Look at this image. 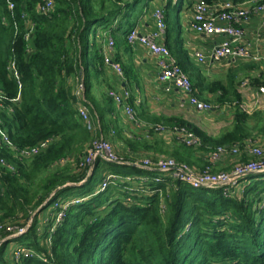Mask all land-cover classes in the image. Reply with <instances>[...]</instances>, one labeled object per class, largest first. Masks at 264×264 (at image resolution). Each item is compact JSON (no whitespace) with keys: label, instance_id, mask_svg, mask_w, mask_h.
I'll list each match as a JSON object with an SVG mask.
<instances>
[{"label":"trees","instance_id":"16d2710c","mask_svg":"<svg viewBox=\"0 0 264 264\" xmlns=\"http://www.w3.org/2000/svg\"><path fill=\"white\" fill-rule=\"evenodd\" d=\"M14 1L11 11L7 0H0V125L19 148L51 141L29 158L0 146V160L14 166L0 161V264H264V172L245 175L249 181L237 194L238 184L226 190L171 177L157 180L160 171L134 162L146 151L153 158L171 152L179 162L203 169L208 161L198 156L199 150L235 144L243 149L249 139L264 137V109L249 113L239 106L236 84L244 67L238 64L226 83L216 80L210 86L214 102H230L234 108L231 125L220 134L210 135L184 118L159 116L143 126V133L125 140V152L116 147L123 162L99 157L88 175L89 165L80 160L102 134L99 127L89 130L79 115L77 79L83 77V101L97 112L95 121L104 130L116 127L118 134L106 138L117 144L122 129L112 115L117 112L109 94L114 85L107 84L101 100L96 95L107 80L105 45L97 30L116 19L119 26L133 27L134 13L148 0H54L48 14L37 12L41 0ZM171 6L172 1L163 8L168 25ZM23 11L35 23L29 39ZM176 26L170 24L166 34L170 50L167 38ZM12 60L20 82L10 68ZM249 78L264 86L258 77ZM176 127L196 133L202 145L179 139ZM167 132L173 133V145L164 138ZM239 158L248 161L250 156L244 152ZM105 171L118 177L102 189L95 178L103 180ZM49 208L55 211L44 222L41 214ZM9 225L27 230L14 236ZM21 237L19 249L25 250L8 258L7 245Z\"/></svg>","mask_w":264,"mask_h":264},{"label":"built area","instance_id":"2783aa9c","mask_svg":"<svg viewBox=\"0 0 264 264\" xmlns=\"http://www.w3.org/2000/svg\"><path fill=\"white\" fill-rule=\"evenodd\" d=\"M7 2L9 9L13 11L16 7L15 1L7 0ZM54 6V0H41L38 2L36 10L41 14H48L54 9ZM252 13H264V0H255V3L235 0H212L211 2L196 0L193 3L192 15L189 21L190 29L198 33L220 36V39L216 42L209 54L196 51L195 55L198 60L201 62H214L226 58L251 59L257 57L252 51L251 42L245 38V25L249 22ZM153 15L157 25L154 30L143 31L138 26H133L127 32V40L133 44L140 43L151 50L157 57L158 79L162 82L171 81L177 88L188 95L190 103L197 109L206 111L223 109L225 105L219 103L213 104L212 102L199 98L194 93L193 83L189 74L180 65L165 41L167 22L163 7H157L153 11ZM22 16L27 21L29 30L26 38L29 39L35 23L30 19L26 11H23ZM114 45L115 39L111 36L108 39L107 49L112 51ZM105 60L107 63L111 62L108 52H105ZM112 64L118 74L123 76L124 71L122 66L115 62H112ZM10 68L13 71V75L20 82L21 75L15 60H12ZM80 80L77 79L75 90L79 99H81L78 104L79 115L84 120L88 129L96 132L99 126L95 121L90 107L83 101L85 99V86L83 79ZM247 84H249V79H245L243 82V85ZM259 90L264 93V86H260ZM109 94L119 106L123 107L131 120H137L136 111L130 103L131 92L127 88L123 90L112 88L109 90ZM239 106L242 110L249 113L252 111V106L245 102H240ZM157 129L166 130L163 125H158ZM175 129L188 145L199 146L202 144L201 138L193 131L178 127ZM50 141L51 139H47L34 146L19 148L12 142L5 128L0 125V146L8 145L12 147L18 152L17 154L20 158H29L37 154L43 148L47 147ZM254 141L252 139L246 141L243 149L237 144L233 146L219 145L208 152L207 160L209 162L203 169L196 168L185 162H179L175 158L168 156H159L157 158L146 156L141 161L136 160L135 162L141 167L160 171L161 175L156 177L157 180L164 179V177H171L177 180H183L194 187L222 186L228 190L231 186L239 184L240 177L250 173L264 172V149ZM89 146L86 156L80 162L82 166L89 165L88 175L91 174L96 160L99 157L108 161L123 162V158L118 156L111 141L103 135L93 139ZM244 152L250 156L248 161H239L232 171H214L215 162H219L226 156L241 157ZM0 161L3 165L7 164L11 169H14V166L8 164L4 158H1ZM111 177H118V175L113 173L107 174L103 179L102 189L108 186ZM8 230L14 231L15 233L13 235L15 236L16 233H24L27 230V226L18 227L9 225ZM20 250L23 251L25 248L19 249V252Z\"/></svg>","mask_w":264,"mask_h":264},{"label":"crops","instance_id":"0c3cea01","mask_svg":"<svg viewBox=\"0 0 264 264\" xmlns=\"http://www.w3.org/2000/svg\"><path fill=\"white\" fill-rule=\"evenodd\" d=\"M171 1V7H173L174 12L170 11L171 23L169 25L167 23V34L169 33L170 24H177V26L173 36L168 37L167 35V41L178 62L195 79L199 93L197 96L214 102L216 94L210 91L212 82L223 80L226 83V74L239 64V66L244 67V71L240 72L238 80L249 79V84L247 85H242L241 82L236 84L238 92L242 96L241 102L252 106L251 112L264 109V93L259 90L260 86L252 84L249 78L253 76L258 77L260 82L264 81V13H252L249 22L245 25V38L251 42L252 51L257 57L251 59L226 58L214 62H201L195 55L196 51L209 54L220 39V36L198 33L190 29L189 21L192 15L193 3L196 0H184L181 4V0H148L142 10L135 12L136 14H134L135 16L132 19L135 22L132 26H138L143 31L154 30L157 25L153 11L157 7L164 8ZM243 1L255 3V0ZM130 27L129 25L119 26L116 19L112 24L100 26L97 30V34L100 35L105 45V52H108L111 58V62L106 64V74L103 75L107 80H103L102 85L99 86L96 92L97 99L101 100L103 94L107 92L108 83L114 85V88L118 90L127 88L131 92L130 100L133 101L132 105L137 115V122L131 120L123 107L116 104L117 112L112 115L122 125L119 127L122 129L121 139L123 141L134 137L137 132L143 133V126L150 125L152 120L159 116L184 118L210 135H218L231 125L234 108L230 102L225 103L223 109L199 110L190 103L188 95L177 88L171 81H160L157 77L156 55L146 46L140 43L133 44L127 40V32ZM111 36L115 39V45L113 50L109 51L107 44ZM112 62L119 63L122 66L123 76L118 74ZM92 108L91 105L92 114L98 117L97 112L92 110ZM107 115V118L110 119L111 115L108 113ZM98 126L101 134L109 139L118 134L115 126H112L109 130H104L102 123L99 121ZM164 138L167 139L166 137ZM256 140H260L259 143L264 145V137H259ZM117 144L118 147H122V150H124L125 146H121L119 141ZM146 152L140 157L151 154ZM199 157H203V155ZM234 157L227 156L226 160L224 159L226 164L224 163V165L222 163L223 160H221L219 167L233 168L232 161L238 158L234 159ZM135 164L138 165L136 162ZM146 169L153 170L150 168Z\"/></svg>","mask_w":264,"mask_h":264},{"label":"rangeland","instance_id":"374dc122","mask_svg":"<svg viewBox=\"0 0 264 264\" xmlns=\"http://www.w3.org/2000/svg\"><path fill=\"white\" fill-rule=\"evenodd\" d=\"M182 2H184V0H181V2H180V4L182 3ZM172 12H174V10H172ZM134 14H136V13H134ZM173 14V13H172ZM171 14V15H172ZM135 16V15H134ZM133 22H135V20H133ZM229 73V72H228ZM228 73L226 74V78L228 77ZM81 74H82V72H81ZM244 77V76H243ZM82 79H83V77H82ZM245 79H247V78H244L243 80H245ZM79 81H81L80 79H79ZM241 83H242V85H243V82L244 81H240ZM210 102H212V101H210ZM213 104H216V102H212ZM117 103L115 102V105H116ZM118 105V104H117ZM120 110V109H119ZM120 113V112H119ZM120 119H121V116H120ZM98 121L100 122V120L98 119ZM98 121H96L97 122V125H98ZM116 124H117V129L119 130V126H122L121 125V123H120V121L118 122H116ZM176 135H177V137L179 138V139H182L181 138V136H180V134L178 133V132H176L175 133ZM106 137V136H105ZM164 137H166L167 139V142L168 143H170V145H173V142L171 143V141H172V139H173V133H170V132H167V133H165L164 134ZM108 139V138H107ZM183 140V139H182ZM253 140V139H252ZM119 141V144L121 145V146H125L126 145V143H125V141H123L121 138L118 140ZM254 142H256L257 144H259L263 149H264V145L263 144H261V143H259L260 142V140H256L255 139V141ZM111 143H112V145H113V148L115 149V151L117 150V145L118 144H115L114 142H112L111 141ZM200 145H202V144H200ZM90 146H88V148H89ZM170 147V146H169ZM88 148H87V151H88ZM123 152H125V150H123ZM209 152V151H208ZM208 152L206 153L204 150H199V152H198V156H200V155H203V158H205L206 157V161H208L207 160V154H208ZM87 154V153H86ZM243 155V154H242ZM159 156H168V157H173V158H175L172 154H171V152H168V154H159ZM123 157V156H122ZM144 157H146V156H143V157H136V160H140L141 161V159H143ZM227 157V156H226ZM225 157V158H226ZM124 158V157H123ZM225 158H223V159H221V160H223V164L225 163L224 162V159ZM176 159V158H175ZM234 159H236V157H234ZM83 160V158H81V160H80V162ZM177 160V159H176ZM220 160V161H221ZM226 160V159H225ZM178 161V160H177ZM220 161L219 162H215V164H214V171H228L229 169H227V167H225V166H223V167H219V164H220ZM233 161H235V162H233ZM232 161V163H233V168L235 167V165L239 162V161H241V159L238 157L236 160H233ZM209 162V161H208ZM226 164V163H225ZM224 164V165H225ZM227 166V165H226ZM194 167H196V168H201L202 169V167H200V166H198V165H196V166H194ZM232 168V169H233ZM106 175L107 174H110V173H112L111 171H105L104 172ZM253 178H251V180H252ZM95 181L98 183V186L99 187H101V185H102V182H103V180H100V178L97 176L96 178H95ZM100 181V182H99ZM249 181V177H240V184H238V186L236 187V193L237 194H241L242 193V189H243V185L246 183V182H248ZM71 202V201H70ZM69 201H68V203H70ZM65 206V205H64ZM55 211V210H54ZM54 211H52V210H50V208L48 209V211H46L45 213H47V214H41V215H44V218H43V221L44 222H46V219L48 218V216H50L51 214H53V212ZM63 213H61V215H62ZM46 216V217H45ZM59 217H60V214H59ZM17 235H20V233H16V236ZM24 240H25V238L24 237H21V238H14L12 241H10V243L7 245V248H6V254H7V256H8V258H10V259H14L15 258V256L16 255H19V246H22L21 245V243H23L24 242ZM42 241H43V239H42ZM22 251V250H21Z\"/></svg>","mask_w":264,"mask_h":264},{"label":"clouds","instance_id":"9594fccd","mask_svg":"<svg viewBox=\"0 0 264 264\" xmlns=\"http://www.w3.org/2000/svg\"><path fill=\"white\" fill-rule=\"evenodd\" d=\"M132 28V27H131Z\"/></svg>","mask_w":264,"mask_h":264}]
</instances>
